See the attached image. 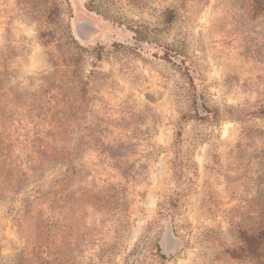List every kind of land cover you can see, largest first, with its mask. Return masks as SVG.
I'll return each instance as SVG.
<instances>
[{"label":"rangeland","instance_id":"obj_1","mask_svg":"<svg viewBox=\"0 0 264 264\" xmlns=\"http://www.w3.org/2000/svg\"><path fill=\"white\" fill-rule=\"evenodd\" d=\"M263 225L264 0H0V264H264Z\"/></svg>","mask_w":264,"mask_h":264},{"label":"trees","instance_id":"obj_2","mask_svg":"<svg viewBox=\"0 0 264 264\" xmlns=\"http://www.w3.org/2000/svg\"><path fill=\"white\" fill-rule=\"evenodd\" d=\"M56 17H58V11L56 8H53L51 10H49L46 14V18L48 20L49 23L53 22V20L55 21ZM55 34V30L51 29V30H48L47 32L46 31H42L40 33V37L42 39H44V42L47 43V42H50L51 41V37L54 36ZM73 56H75V54H73ZM78 68L72 70L73 74L75 76H79V73H78ZM26 149L29 150V148H27V146H29V141L26 140ZM29 156V154L27 155ZM6 159H4L5 161ZM23 185L22 182L20 181H17L15 183H13L12 186L13 189H11V191H17L21 188V186ZM259 241H264V225L263 227L261 228V230L258 232L257 235L255 234H248L246 232H243L242 234V245L239 247L238 251L239 252L238 254H241V255H244L245 257H248V256H257V252H258V242Z\"/></svg>","mask_w":264,"mask_h":264}]
</instances>
